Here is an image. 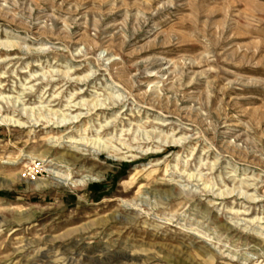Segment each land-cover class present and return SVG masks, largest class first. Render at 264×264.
<instances>
[{"label": "rangeland", "instance_id": "obj_1", "mask_svg": "<svg viewBox=\"0 0 264 264\" xmlns=\"http://www.w3.org/2000/svg\"><path fill=\"white\" fill-rule=\"evenodd\" d=\"M0 264H264V0H0Z\"/></svg>", "mask_w": 264, "mask_h": 264}, {"label": "bare ground", "instance_id": "obj_2", "mask_svg": "<svg viewBox=\"0 0 264 264\" xmlns=\"http://www.w3.org/2000/svg\"><path fill=\"white\" fill-rule=\"evenodd\" d=\"M15 45H16V44H15ZM15 45H13V47H14ZM62 122H64V121H62ZM65 123H66V122H65ZM65 123H64V124H65Z\"/></svg>", "mask_w": 264, "mask_h": 264}]
</instances>
